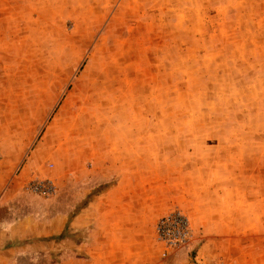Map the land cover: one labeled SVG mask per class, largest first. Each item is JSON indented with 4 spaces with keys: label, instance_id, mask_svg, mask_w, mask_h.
Returning a JSON list of instances; mask_svg holds the SVG:
<instances>
[{
    "label": "rangeland",
    "instance_id": "rangeland-1",
    "mask_svg": "<svg viewBox=\"0 0 264 264\" xmlns=\"http://www.w3.org/2000/svg\"><path fill=\"white\" fill-rule=\"evenodd\" d=\"M0 160V220L143 207L160 259L220 264L224 204L264 234V0H0ZM174 211L190 235L163 255ZM48 248L9 264L68 259Z\"/></svg>",
    "mask_w": 264,
    "mask_h": 264
},
{
    "label": "crops",
    "instance_id": "crops-1",
    "mask_svg": "<svg viewBox=\"0 0 264 264\" xmlns=\"http://www.w3.org/2000/svg\"><path fill=\"white\" fill-rule=\"evenodd\" d=\"M2 167L8 171L0 160V170ZM6 194L10 192L3 191ZM114 207L112 202L95 200L84 211L91 218H72L68 223L72 230L67 229V233V220L61 216L51 221L35 217L0 220V259H7L0 264H9V258L36 259L44 253L48 256V247L54 245L57 255L68 257L58 264H189L187 258L181 259L177 254L160 259L151 241L138 238L140 224L129 219L128 214L142 219L143 207L130 212ZM220 211L216 234L203 237L201 257L220 264H264V234L252 232L255 219H242L240 203L235 201L224 204ZM190 216L194 220L198 214ZM152 236L150 233V239Z\"/></svg>",
    "mask_w": 264,
    "mask_h": 264
},
{
    "label": "built area",
    "instance_id": "built-area-1",
    "mask_svg": "<svg viewBox=\"0 0 264 264\" xmlns=\"http://www.w3.org/2000/svg\"><path fill=\"white\" fill-rule=\"evenodd\" d=\"M41 186L35 187V189ZM155 234L163 247V255L175 248L182 247L189 238L188 219L180 212L174 211L160 218L155 225Z\"/></svg>",
    "mask_w": 264,
    "mask_h": 264
}]
</instances>
